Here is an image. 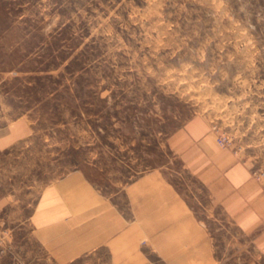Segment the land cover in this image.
Listing matches in <instances>:
<instances>
[{
  "label": "rangeland",
  "instance_id": "374dc122",
  "mask_svg": "<svg viewBox=\"0 0 264 264\" xmlns=\"http://www.w3.org/2000/svg\"><path fill=\"white\" fill-rule=\"evenodd\" d=\"M2 112L30 128L0 151V264H53L25 218L74 170L110 198L160 171L210 234L212 248L175 261L129 248L128 264H264L258 237L212 208L169 147L204 117L263 187L264 0H0ZM110 258L98 248L68 264Z\"/></svg>",
  "mask_w": 264,
  "mask_h": 264
},
{
  "label": "crops",
  "instance_id": "0c3cea01",
  "mask_svg": "<svg viewBox=\"0 0 264 264\" xmlns=\"http://www.w3.org/2000/svg\"><path fill=\"white\" fill-rule=\"evenodd\" d=\"M29 128L27 118L8 119L2 112L0 151L28 140ZM169 147L204 188L212 208L245 235L258 237L264 248V189L251 165L219 147L201 116L172 134ZM25 219L30 238L53 264H68L98 248L111 254V264H128L129 248H160L174 261L179 252L212 248L203 221L156 170L127 183L115 198L100 192L81 171H70L40 190Z\"/></svg>",
  "mask_w": 264,
  "mask_h": 264
},
{
  "label": "built area",
  "instance_id": "2783aa9c",
  "mask_svg": "<svg viewBox=\"0 0 264 264\" xmlns=\"http://www.w3.org/2000/svg\"><path fill=\"white\" fill-rule=\"evenodd\" d=\"M215 138H216L217 143H218L221 147H226V146H227V142H226L225 137H223V136H221V135H219V134H216ZM263 187H264V185H263Z\"/></svg>",
  "mask_w": 264,
  "mask_h": 264
}]
</instances>
